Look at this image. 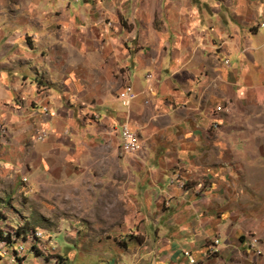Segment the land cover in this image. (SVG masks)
<instances>
[{
  "label": "crops",
  "instance_id": "1",
  "mask_svg": "<svg viewBox=\"0 0 264 264\" xmlns=\"http://www.w3.org/2000/svg\"><path fill=\"white\" fill-rule=\"evenodd\" d=\"M74 1L34 6L40 11L36 44L21 36L27 26L0 36V229L10 227L1 188L12 186L15 166L42 159L48 172L61 168L60 157L67 170L90 175L81 183L103 188L94 204L120 211L124 228L142 234L141 253L122 262L189 264L183 256L189 251L196 264H237L238 257L263 264L252 261L241 238L252 231L242 227L248 216L231 204L244 199L238 191L251 171L237 124L246 122L253 92L264 93V0ZM94 42L104 43L106 53L93 51ZM101 73H115V85L103 84ZM97 84L105 87L94 90ZM125 85L136 95L128 108L118 99ZM110 89L113 102L104 92ZM218 104L224 112H215ZM77 105L85 114L76 113ZM87 112L100 118L88 119ZM123 125L137 134L143 159L121 151ZM42 131L47 139L38 142ZM84 154L86 161L101 155L108 161L76 167ZM73 176L67 180L77 189ZM221 205L226 209L218 212ZM12 229L21 232L15 241L7 232L11 244L0 239V250L8 249L0 263L36 264L24 261V252L44 242L43 233L32 240L24 233L30 229ZM215 239L213 259L207 253ZM20 246L24 254L15 256Z\"/></svg>",
  "mask_w": 264,
  "mask_h": 264
},
{
  "label": "rangeland",
  "instance_id": "2",
  "mask_svg": "<svg viewBox=\"0 0 264 264\" xmlns=\"http://www.w3.org/2000/svg\"><path fill=\"white\" fill-rule=\"evenodd\" d=\"M77 1L81 2V0ZM37 4H40V0H0V36L3 37L10 32L20 31L18 29L27 26L31 30L25 32V34L21 32V36H23L27 44H36L39 40L38 27H40V11L34 10L33 8ZM97 39L100 41L99 38ZM104 45V43L94 42L93 51H96L99 55L105 54V49L101 47ZM96 77H101L103 84L106 85L109 82H113V86L117 79L115 73L107 76L101 73ZM36 78H40V75H37ZM104 78L108 79L107 82ZM100 87L105 86L97 84L94 85L93 89L100 90ZM94 90L93 92L97 93ZM104 92L107 93V96L110 95L109 97L113 102V90L110 89ZM252 98L253 105L249 108L246 122L237 124L240 130L244 131V144L242 145L246 147L245 152L247 155L245 158L248 161L247 166L251 170L249 172L250 177H248L249 183L243 182L244 175L242 172L240 174V180L243 182H241V186L244 188H239L238 192L245 194V197L231 204V206L238 213H244L248 216V219L245 220L242 227L250 226L252 231L246 230L243 233L246 232L245 235L258 237L260 243L262 242L263 244L264 93L258 95L257 92H253ZM44 109L48 112L50 111L47 108ZM79 109L83 110L81 105H77L76 113ZM94 111L97 112V110ZM83 112L85 114V110ZM86 114L89 117L88 119L93 121L100 118L98 114L94 115L88 112ZM211 128L215 129L217 127H214L212 123ZM47 136L48 134L45 131L44 140L47 139ZM35 139L38 140V133ZM86 158L87 156L84 154L82 162L76 165V167H85V164H100L101 161H108L107 157H103L102 155L96 158L89 157L88 161H86ZM56 159L58 161L60 160L61 168L63 167L64 171H60L61 168L56 170L50 169L48 172L44 171L45 168L42 164V159L37 164L27 163L25 166L22 165V167L20 165L15 166L13 169L12 186L10 188H1L5 194L4 206L6 213L4 215L6 214L7 224L10 227L7 226L8 228L5 230L0 229V232L2 231L3 235L5 233L7 234V232H13L12 240L15 241L18 238L15 235V230L12 228H19L21 230L30 229L24 233L30 234L32 240L42 239V236L38 238L34 237L33 233L36 230L43 231L41 233H44L43 239L45 241L42 242L41 240L32 246H27L26 250L29 251L25 250L26 252H24L25 256L23 258L26 257L24 261H32L36 264H140L138 261H136L137 263H124L122 262V258H127L131 255L134 256L138 252L139 254L141 253V249L144 248L139 246L142 242V234L137 229L124 228L120 211L118 212L115 208L110 209V206L107 204L103 205L100 201L96 204L93 203L94 199H101L103 188L99 186L89 187L86 183H81L84 177L83 174L85 173L84 170L78 169L72 172L65 168L64 159L62 160L60 157ZM48 161L51 163V159ZM61 172L65 174L60 175ZM71 175L77 176L76 178L73 176L75 178L74 180L78 179V183H80L77 189L69 185L67 179ZM23 176L25 178L22 179ZM89 176L86 175L85 178L89 179ZM90 179L94 182V178L90 177ZM227 189H230L229 185ZM232 191L237 194L235 190ZM93 192L96 193V197L93 196ZM107 192V190L104 191V194H107ZM246 194L251 195V197ZM94 206L95 208H93ZM225 209L226 206L221 205L218 212H222ZM238 219L241 220L240 217ZM34 227H39L40 229H31ZM243 236L241 237L242 240L245 239V236ZM48 241L51 242V247H49ZM34 247L40 251L42 256H36L30 251ZM7 253L4 254L0 250L1 256L7 255ZM24 253L19 255L14 253V255L21 256ZM185 253H188L191 257L189 258ZM207 254L209 258L215 259L214 257L218 254V250L215 251L214 247L210 248ZM154 255L155 253L153 252L152 256L154 257ZM183 256L187 258L189 264H196L195 259L189 251H184ZM161 258L163 259V257ZM251 258L254 263L259 261L264 264V255L255 257L252 253ZM190 259L194 262L190 263ZM236 260L238 262L240 261V264H246L249 261L239 257ZM5 262L7 260L2 261L0 264H4Z\"/></svg>",
  "mask_w": 264,
  "mask_h": 264
},
{
  "label": "built area",
  "instance_id": "3",
  "mask_svg": "<svg viewBox=\"0 0 264 264\" xmlns=\"http://www.w3.org/2000/svg\"><path fill=\"white\" fill-rule=\"evenodd\" d=\"M223 64L225 66H229V61L225 59L223 61ZM147 79H152V76L150 74L146 75ZM135 93L130 85H125L123 90H121L118 94V99L120 101V104L124 108H128L130 106L131 101L135 98ZM225 111L224 105H216L215 107V112L216 113H221ZM45 113L48 114V116L53 117L54 113L53 112H48L45 110ZM214 127H218V124H213ZM7 129L4 127L2 129V135L5 136L7 135ZM44 138V131L38 133V140L37 141H43ZM119 142H120V149L121 151L126 154V155H131V156H138L141 159L144 157L143 153V147L141 146L137 134L130 130L127 125H123L120 130H119ZM183 186V184H181ZM245 240H246V245L248 249L255 255V256H260L262 255V248H261V243L258 237L252 236V235H245ZM218 244V240L215 239L213 241V246H216ZM3 249V248H0ZM7 251V249H4ZM215 251H217L215 249ZM186 256L189 258L188 253H185ZM194 261L190 259V263H193Z\"/></svg>",
  "mask_w": 264,
  "mask_h": 264
},
{
  "label": "trees",
  "instance_id": "4",
  "mask_svg": "<svg viewBox=\"0 0 264 264\" xmlns=\"http://www.w3.org/2000/svg\"><path fill=\"white\" fill-rule=\"evenodd\" d=\"M0 201H1V198H0ZM25 229H23L24 231ZM21 231L20 230H17L16 232V236L20 233ZM0 239L8 244H11V238H10V235L7 234V235H3V233L0 232Z\"/></svg>",
  "mask_w": 264,
  "mask_h": 264
},
{
  "label": "bare ground",
  "instance_id": "5",
  "mask_svg": "<svg viewBox=\"0 0 264 264\" xmlns=\"http://www.w3.org/2000/svg\"><path fill=\"white\" fill-rule=\"evenodd\" d=\"M33 235H34V237L38 238V237H41L42 236V233L39 230H36L33 233ZM16 251H17V254L19 255V254L23 253L24 249H23V247L20 246L18 249H16ZM4 254H6V253L4 252Z\"/></svg>",
  "mask_w": 264,
  "mask_h": 264
}]
</instances>
